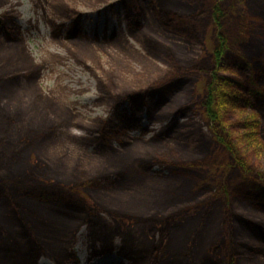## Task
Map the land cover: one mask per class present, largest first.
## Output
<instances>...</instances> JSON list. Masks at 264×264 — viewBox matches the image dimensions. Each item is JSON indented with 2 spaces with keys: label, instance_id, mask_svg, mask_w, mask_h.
Returning a JSON list of instances; mask_svg holds the SVG:
<instances>
[{
  "label": "rangeland",
  "instance_id": "374dc122",
  "mask_svg": "<svg viewBox=\"0 0 264 264\" xmlns=\"http://www.w3.org/2000/svg\"><path fill=\"white\" fill-rule=\"evenodd\" d=\"M212 1L205 0L204 7H208ZM233 1L246 7H241L239 11L243 9L245 12H238V16L229 20L223 28L227 33L228 45L242 54L254 55L257 47L252 46L258 44L257 39L264 31L258 25L250 28L247 26L252 24L253 17L264 21L261 17L264 0ZM120 3L121 0H8L6 6L0 7V13L14 11L17 14L24 39L22 43H8L0 34V44H4V48H0V140L9 146L0 150L1 153L3 149H8L9 157L7 165L0 162V183L12 187L14 182L22 180L20 177L32 176L33 180L45 178L51 182L74 185L123 169L130 174L124 187L91 189L88 192L82 190L81 193L91 200L110 203L129 216L146 218L156 212L166 216L188 204L212 199V196H203V193L210 189L215 191L219 178L213 173L192 168L185 174L188 177L176 182L168 178L171 171L163 166L153 167L146 175L135 159L141 155L165 154L181 162H197L205 157L197 149V144L179 139L176 134L163 142L151 143L153 131L167 127L169 130L174 125L169 123L170 119L165 123L152 124L144 117L140 129L125 131L114 136L111 139L114 142L107 143L97 142L86 129L99 128L102 126L101 120L111 117L114 101L108 100V93L117 96L128 89H146L170 71L167 65L147 54L146 38L170 45L181 61L195 59L197 55L201 58L209 57L213 41L208 35L205 46L198 45L194 52L173 45L177 38L165 31L145 3H140L139 9L147 15V28L139 31L135 38L128 31ZM167 7H173L184 14L190 12L186 2H172ZM70 11L82 14L83 29L87 35L85 38L68 40L65 32L55 37L58 31L53 26L70 23L66 15ZM261 43L264 47V40ZM23 68L35 74L36 79L25 82L19 88L9 87L7 74ZM217 73L229 77L226 80L220 79V82L221 87L232 94L228 107L230 111L226 110L225 118L235 122V136L237 129L239 134L245 133L247 127L249 130L257 129V125L264 130V104L261 96L256 97L251 89L245 91L233 81L249 82L250 87L264 91V80L259 75V78L256 77L257 70L253 68L244 71L231 67L228 70L220 68ZM207 81L204 78L183 84L160 113L169 117L177 105L204 96ZM103 86L108 93L102 90ZM205 124V119L200 116L188 122L179 119L178 125L169 133L176 130L187 133L190 130L209 136L210 131ZM200 127H203L202 133ZM53 128H56L53 135L56 140L39 145L38 135L49 134ZM144 129H150L151 132L142 134ZM26 138L31 142L29 148L35 151L34 156L41 162V166L36 167L30 162L27 152L23 156L12 157L15 149L20 151L27 147L24 142ZM116 141L123 142L124 146ZM249 156L251 166L264 172V149L250 147ZM200 195L203 197L198 201L180 204L181 201L194 200ZM224 196L220 194L215 199V211L211 217L206 216L205 219L195 214L188 218L175 228L166 243L165 235L160 230L163 225L156 224L151 229L144 227L139 230L137 228L142 226L128 221L127 226L132 227L129 237L133 241V248L149 250L152 253L149 264H166L170 261L200 264L203 256L217 260L218 264H228L231 250L236 246L239 236L247 233L240 231L239 227L228 231V215L224 209L248 216L257 209L246 205L241 193L238 199L229 195L228 206L225 208ZM176 202L179 204L171 207ZM12 203L16 206L17 202ZM30 204L25 209H19L23 220L36 223L44 219L55 225L48 239L44 238L49 247L48 256H40L38 264H59L55 256L62 259L60 253L68 247L79 258L80 264L133 263L117 253L97 255L93 250L95 243L99 245L97 227L88 223L80 224L78 218L73 219L66 213L55 211L45 202ZM7 208L0 204V231L3 239L18 233ZM99 220L110 228L114 227L113 220L106 214H102ZM124 241L122 235H113V243L121 245ZM20 243L22 247L17 248L19 252L13 253L7 264H28L23 240ZM55 246L61 252L54 249ZM243 260L245 264H264V255L248 253L244 254Z\"/></svg>",
  "mask_w": 264,
  "mask_h": 264
},
{
  "label": "trees",
  "instance_id": "16d2710c",
  "mask_svg": "<svg viewBox=\"0 0 264 264\" xmlns=\"http://www.w3.org/2000/svg\"><path fill=\"white\" fill-rule=\"evenodd\" d=\"M172 2H186L190 8V12L184 14L173 7L170 9L167 5ZM204 2L205 0H122L127 27L131 36L136 38L139 31L147 28L145 24L148 21L147 15L139 9V4L145 3L152 10L165 31L177 38V42H173V45L194 52L198 45L205 46L206 38L209 35L213 41L212 51H210L212 56L201 58L197 55L195 59L181 61L170 45L163 44L152 38H146L147 54L151 58L163 62L168 66L170 71L166 75L164 74L163 79L146 89H128L117 96L109 95L107 89L104 86L101 87L103 91L108 93V100L114 101L112 115L108 120H101V127L86 129V131L93 135L99 143L113 141L111 139L114 136H119L121 133L130 131L136 125H139L144 108L148 109L147 114L152 122L159 123L168 121L174 115H176L172 119L174 122L177 121V117L191 120L198 115L202 116L209 128V136L205 135V133L199 135L197 132H191L190 130L187 133L185 131L183 133L180 132L176 136L179 139L191 140L197 144V149L205 155L203 159L188 163L174 160L165 154L161 156L149 154L138 156L135 160L142 166V171L146 175H148V171L152 170L154 166H163L170 169L171 174L168 175V178L176 182L181 181L183 177H188L182 174L184 170L200 167L215 171L218 167H221L224 173L222 180L217 184V189L203 193V196L210 195L212 199L193 205L188 204L190 201L201 199L203 196L200 195L194 200L181 201L180 204L187 203L188 205L179 211L171 212L166 216L161 212H156L155 215L152 214L149 217L141 218L129 216L110 203L106 202L105 205L99 201L91 200L81 193L83 191L88 192L91 189H120L121 185L124 187L130 174L128 175L127 170L123 171V169L104 173L95 179L74 185L51 182L50 179L45 178L33 180L32 176L20 177L22 180L12 182V187H9L6 183H0V204L8 207L7 210L12 214V219L18 230V233L16 232L6 239H3V234L0 231V264H7L8 260L12 259V254L19 252L20 249L17 248L22 247V243H20L22 240L26 247L25 252L28 254L27 257L33 259L41 254L44 246H47L44 238L50 236L49 233L55 225L44 219L36 223H30L20 217L19 209L23 207L24 209L27 208L26 206L31 205V202H45L55 211L63 212V214L66 213L68 217L73 219L78 218L80 224L88 223L97 227L99 233L103 237H106L104 244L112 246L113 235H122L125 244L121 248V251L127 249V251H124V253L127 252L125 253V257L133 261L132 264H149L152 253H149V250L133 248V241L129 237L132 234V227L127 226L128 221H132L136 225H145L147 229H151L152 225H163L160 230L165 235L166 243L175 228L188 218L193 217L195 214L205 219L206 216L211 217L215 211L213 204L216 203L215 199L220 194L226 196H224L225 208L228 206L227 200L230 197L229 195H233V197L238 199V194L241 193V196L244 197L241 200L246 205L257 209L255 212L261 211L260 213L264 214V172L257 171L255 167L251 166L249 156L250 147L251 149L253 147H256L258 150L264 149V130H261L259 125H257V129L249 130L247 127L245 133L239 134L237 129V135L235 136V122L225 118L226 110H229L228 107L232 94H230L228 89L221 87L222 84L220 82V79L226 80L229 77L217 73L220 68L228 70L231 67H236L244 71L255 68L257 70L256 77L259 78V75L262 78L261 80H264V47L261 43L264 40V32L262 36L258 37V44L252 46L253 48L257 47L255 54H242L228 45L227 33L223 28L228 24L229 20L238 16V12H245L243 9L240 11L239 9L241 7L245 8L246 5L234 2L233 0H229V2L228 0H214L205 8ZM7 4L8 0L0 1V7L2 8ZM66 15L71 23L69 25L63 23L59 27L58 25H54L55 31H58V35H55L59 36L65 31L68 39L85 38L80 17L77 16L78 13L70 11ZM261 15L264 18V10ZM16 17L17 14L14 11H6L0 14V34L8 43H22L24 40H22L21 28ZM254 25L262 27L264 31V21L253 17L252 24L247 27L250 28ZM0 48H4V44H0ZM6 77L7 85L11 88H19L25 82L36 79L35 74L27 72L24 68L9 72ZM197 77L208 80L206 84V96L204 95L199 99H192L189 102L177 105L176 110L169 117L161 114L160 112L163 111V107L171 101L179 88ZM233 81L245 91L251 89L256 97L261 96V101L264 104V91L250 87L249 82ZM199 129L202 133L203 127ZM54 133H56V128H53L49 134L41 135L40 137L38 135L39 145L47 142L52 143L50 140L55 141L56 138L53 137ZM210 139H213L215 148L219 150L218 157L212 155L213 146L210 145ZM150 140L151 143L165 141L160 135H155ZM3 142L4 140H0V150L3 147H9ZM24 142L27 147H23L20 151L15 149L12 152V157L23 156L27 152L29 161L35 164L36 167L41 166V162L34 156L35 151L29 148L31 142H29L28 138ZM116 142L124 146L123 142ZM8 143L11 144V142ZM7 150L3 149L0 153L2 154L0 162L6 165L9 160ZM238 174L241 175V178L237 177ZM12 202H17L16 206ZM178 204L179 202H176L171 207ZM224 212L228 215L226 218L229 232L230 230H237L239 227L240 231L247 233L245 234L247 237L245 235L239 236L236 246H233L231 250L228 264H245L243 260L244 254L264 255V223L254 219L253 215L248 216L237 211H228V209H224ZM102 214L108 215L113 220V228H110L109 225H105L99 220ZM95 253L103 255L108 253V251L102 250ZM29 260L30 258H26V261ZM166 264H183V261L179 263L170 261ZM200 264H218V261L203 256Z\"/></svg>",
  "mask_w": 264,
  "mask_h": 264
},
{
  "label": "bare ground",
  "instance_id": "6f19581e",
  "mask_svg": "<svg viewBox=\"0 0 264 264\" xmlns=\"http://www.w3.org/2000/svg\"><path fill=\"white\" fill-rule=\"evenodd\" d=\"M120 9H122L123 14H124L125 12H124V9H123V6L122 5L120 6ZM76 12L78 13L77 16L80 17L81 24H82V30H84L83 29V18H82V14L79 11H76ZM16 18H17L16 20L18 21V16ZM123 18H125V14H124V17ZM125 21H126V18H125ZM126 24H127V22H126ZM128 31H129V29H128ZM69 40H73L74 41V39H69ZM252 215H253V218L254 219L259 220L260 222H263L264 223V214H262L260 212H255ZM140 226H142V227H138L137 229L140 228L139 230H143V228L145 227V225H140ZM96 237H99L98 238L99 245H97V243H95V247L93 248L94 252H98V251H102V250H107L108 253L103 254V255L117 253L122 258L125 257V253H127V252L124 253V251L125 250L127 251V249H124V250L121 251V248L124 247V244L125 243H123L121 245H117L116 243H113L112 246H111V245H108V244H104V239L105 238H103V236H102L101 233H96ZM54 249H57L58 251H60V249L57 246H55ZM47 251H49V247L48 246H44L43 251L41 252V254L39 256H37V258H34L33 259L31 257H27V258H30V260L27 261V263H29V264H38L39 261H40V259H41V257H42V255L48 256ZM60 255L63 257L62 259H60V257L58 258V256H55V258L57 259V261L59 262V264H67V263L80 264L79 258L76 256V254L74 253L73 250L70 251L69 247L66 250L64 249L60 253ZM100 256H102V255H100Z\"/></svg>",
  "mask_w": 264,
  "mask_h": 264
},
{
  "label": "flooded vegetation",
  "instance_id": "af4514ba",
  "mask_svg": "<svg viewBox=\"0 0 264 264\" xmlns=\"http://www.w3.org/2000/svg\"><path fill=\"white\" fill-rule=\"evenodd\" d=\"M56 37V36H55ZM210 56H212L211 55V52H210ZM158 61V60H157ZM160 62V61H159ZM163 63V62H162ZM164 64V63H163ZM197 79H204V78H199V77H197V78H195L194 80L196 81ZM193 80V81H194ZM193 81H191V82H193ZM205 96H206V94H205ZM202 96H199V97H197V98H195V99H199V98H201ZM199 116V115H198ZM200 117H202V116H200ZM203 118V117H202ZM184 120L185 121H189V119L188 118H184ZM154 123H159V122H153L152 124H154ZM205 125H207V124H205ZM187 126H188V124H187ZM141 128V126H140V124L139 125H136L135 126V130L136 129H140ZM143 132H151V130L150 129H144V130H142ZM179 132H177V130L176 131H174V133L173 134H178ZM152 134H153V136H155V135H160V137L162 138V139H164L165 140V130H161V131H153L152 132ZM172 134V135H173ZM210 145L211 146H213V150H212V155H214V156H219V150H217L216 148H215V146H214V141H213V139H210ZM194 169H201L202 170V172H206V173H213V174H215V175H217V177L219 178V182L222 180V178H223V173H224V170H221V167H218V169L217 170H211V169H205V168H200V167H196V168H194ZM190 170V169H189ZM189 170L188 171H186V170H184L183 172H182V174L183 175H185V174H188L189 173ZM188 172V173H187ZM195 173V172H194ZM233 176V175H232ZM237 177H239V178H241V175L240 174H238L237 175ZM239 178H237V179H239ZM198 184V183H197ZM216 189V188H215ZM210 190H212L213 191V189H210ZM209 191V190H208ZM207 191H205L204 193H206Z\"/></svg>",
  "mask_w": 264,
  "mask_h": 264
},
{
  "label": "water",
  "instance_id": "95a60500",
  "mask_svg": "<svg viewBox=\"0 0 264 264\" xmlns=\"http://www.w3.org/2000/svg\"><path fill=\"white\" fill-rule=\"evenodd\" d=\"M122 2V1H121ZM126 106H127V104H126ZM128 107V106H127ZM176 116V115H175ZM177 119L179 120L180 119V117H177Z\"/></svg>",
  "mask_w": 264,
  "mask_h": 264
}]
</instances>
